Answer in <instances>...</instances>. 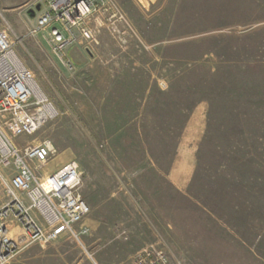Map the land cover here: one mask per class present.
Segmentation results:
<instances>
[{"label":"rangeland","instance_id":"374dc122","mask_svg":"<svg viewBox=\"0 0 264 264\" xmlns=\"http://www.w3.org/2000/svg\"><path fill=\"white\" fill-rule=\"evenodd\" d=\"M183 1L97 0L84 22L97 45L74 30L61 57L48 29L29 33L39 0H0V25L58 111L17 144L52 142L57 154L43 174L75 162L90 209L87 235L34 243L8 264H119L152 244L181 264H264V190L251 164L264 168V0L235 1L215 30L177 36ZM110 5L123 16V41L106 27ZM219 65L223 78L194 92L188 74ZM223 148L236 154L221 163Z\"/></svg>","mask_w":264,"mask_h":264},{"label":"built area","instance_id":"2783aa9c","mask_svg":"<svg viewBox=\"0 0 264 264\" xmlns=\"http://www.w3.org/2000/svg\"><path fill=\"white\" fill-rule=\"evenodd\" d=\"M35 36L49 30V43L56 56L73 45V31L88 45H97L98 31L84 26L96 13L97 0H39ZM106 27L120 41L124 32L116 23L123 16L110 5ZM10 28L0 25V184L6 202L0 208V264L22 249L47 244L70 236L76 240L88 234L84 225L90 209L84 201L81 172L69 162L51 174L42 171L57 152L48 139L33 145L23 139L38 133L58 116L54 104L40 90L31 71L18 58L9 40ZM63 63V61H62ZM64 66L73 69L71 62ZM18 229L19 232L16 230ZM119 264H181L161 245L152 244Z\"/></svg>","mask_w":264,"mask_h":264},{"label":"trees","instance_id":"16d2710c","mask_svg":"<svg viewBox=\"0 0 264 264\" xmlns=\"http://www.w3.org/2000/svg\"><path fill=\"white\" fill-rule=\"evenodd\" d=\"M235 1L237 2L238 0H184L183 6H184V8H186V11L180 12L178 14V16H179L178 22H176L174 25L175 29L179 30L177 33V36H182L184 34L185 35L186 34L187 35L204 34L207 32H211L212 30H215L216 26L218 25L217 23L220 21L221 17L227 13L226 8L228 9L231 6H233L234 4L236 5ZM182 16H185L186 17L185 19H187L188 21H183L182 19H179ZM186 27H188L187 32L186 33L181 32L182 29H184ZM194 44H198L199 49H194L195 54H198L197 51L198 52L200 50L207 51L206 47L209 46L211 43H210V39L207 38V39H201L200 42L194 43ZM178 48H181L180 45L174 46L175 50ZM220 68H221V66L219 65L218 68L216 69V72H214L213 74L209 73V74L205 75L203 78H199V76L195 75L196 74L195 71L190 72L188 74L189 79H191V77H192V78H195L197 82H199V84L194 85V87H193L194 92H202L203 89L208 88L209 86L214 84V82L217 81V79L219 78L220 75L223 78V74H221ZM175 92L172 91L171 93L173 94ZM245 149H248V148H245ZM223 150H224L223 151L224 153H221L220 150L217 151V153L215 152L217 154L216 159L220 160L221 163L225 158H227L229 153L232 154L233 158L235 157L234 155L236 153L230 152L225 148H223ZM209 152L211 153V155L214 158L215 155H214V153H212V150L207 151V153H209ZM258 155H259V158H263L262 153L258 154ZM241 160H245V159L241 158ZM251 164L253 166L256 165V168H257L256 169L257 173H256V177H255L256 179H252V183H253V181H256L255 182L256 188L260 192V189L264 190V171H261V170H264V168H262L263 166L257 162L251 163ZM240 175H239V177H240ZM262 200H263V198H262ZM215 203H216V200H215ZM216 205L219 206L220 203H216ZM219 207H221V206H219ZM262 238L263 237H260V239H262Z\"/></svg>","mask_w":264,"mask_h":264},{"label":"crops","instance_id":"0c3cea01","mask_svg":"<svg viewBox=\"0 0 264 264\" xmlns=\"http://www.w3.org/2000/svg\"><path fill=\"white\" fill-rule=\"evenodd\" d=\"M65 161H63V159L58 160L48 171V174H51L53 172H55L57 169H59L60 167H62L64 165Z\"/></svg>","mask_w":264,"mask_h":264},{"label":"water","instance_id":"95a60500","mask_svg":"<svg viewBox=\"0 0 264 264\" xmlns=\"http://www.w3.org/2000/svg\"><path fill=\"white\" fill-rule=\"evenodd\" d=\"M40 10V5H36V7H35V11L34 10H29L28 12H27V16L29 17V18H34V16H35V12H37V11H39Z\"/></svg>","mask_w":264,"mask_h":264}]
</instances>
